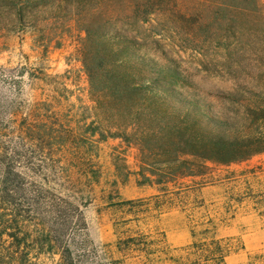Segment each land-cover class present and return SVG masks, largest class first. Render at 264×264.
Instances as JSON below:
<instances>
[{
  "label": "rangeland",
  "instance_id": "obj_1",
  "mask_svg": "<svg viewBox=\"0 0 264 264\" xmlns=\"http://www.w3.org/2000/svg\"><path fill=\"white\" fill-rule=\"evenodd\" d=\"M159 2L147 16L135 0L110 4L103 23L110 20L106 29L127 37L123 49L138 73L149 65L177 77L167 100L178 114L204 123V132L229 146L228 154L219 151V163L209 161L200 175L159 186L143 180L135 146L108 140L98 158L102 185L80 200L63 191V252L72 250L74 264H264V143L253 144L247 154L232 146L243 137L264 140V0ZM99 21L97 0H0L4 141L23 118L89 115L71 105L82 94L90 104L80 50L84 29ZM44 71L67 74L58 80L60 95L38 78ZM63 84L73 90L69 101ZM52 99L49 108H40L38 102ZM217 113L227 122H210L209 114ZM64 165L63 160L66 186ZM114 181L123 200L132 203L113 205L122 201Z\"/></svg>",
  "mask_w": 264,
  "mask_h": 264
},
{
  "label": "trees",
  "instance_id": "obj_2",
  "mask_svg": "<svg viewBox=\"0 0 264 264\" xmlns=\"http://www.w3.org/2000/svg\"><path fill=\"white\" fill-rule=\"evenodd\" d=\"M135 1L137 11L145 16L160 3ZM170 1L173 0H167ZM247 1L257 5L256 0ZM97 2L101 21L84 29L86 37L82 38L80 50L89 81L86 99L90 104L80 97L82 94L77 96L78 104L71 105L84 108L89 115L75 112L65 121L41 118L33 122L23 118L13 126L11 134H5V141L0 137L1 145L8 144L0 148V264H46V260L56 256L60 257L57 264H74L72 250L63 252V191L68 198L80 200L102 185L104 174L98 158L101 145L110 139L135 146L141 156L143 180L159 186L200 175L209 161L219 163V151L223 157L228 154L229 146L204 132V123L193 120L188 113L178 114L167 100L166 93L175 90L171 84L179 73L173 70L174 78L161 74L165 69L149 65L145 74L138 73L123 49L129 42L127 37L106 29L110 22L103 23L106 6L121 0ZM22 17L20 14V20ZM66 77L67 74L53 77L45 71L38 76L59 95L58 80ZM63 91L64 100L69 101L73 90L63 84ZM181 95V100L200 108L196 100ZM53 101L38 104L49 108ZM219 119L218 113L209 114V121L215 126L227 122ZM255 143L263 144L264 140L243 137L232 146L247 154ZM63 160L69 182L66 186ZM114 184L113 191L122 201L113 205L132 203L123 200L118 183ZM110 199H115V195ZM118 261L126 262L122 258Z\"/></svg>",
  "mask_w": 264,
  "mask_h": 264
}]
</instances>
